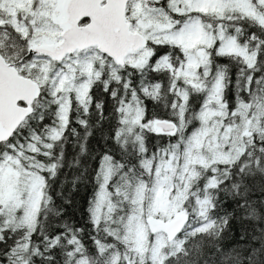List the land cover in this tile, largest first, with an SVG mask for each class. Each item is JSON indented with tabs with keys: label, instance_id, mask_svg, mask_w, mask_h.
<instances>
[{
	"label": "snow or ice",
	"instance_id": "1",
	"mask_svg": "<svg viewBox=\"0 0 264 264\" xmlns=\"http://www.w3.org/2000/svg\"><path fill=\"white\" fill-rule=\"evenodd\" d=\"M0 264H264V0H0Z\"/></svg>",
	"mask_w": 264,
	"mask_h": 264
},
{
	"label": "trees",
	"instance_id": "2",
	"mask_svg": "<svg viewBox=\"0 0 264 264\" xmlns=\"http://www.w3.org/2000/svg\"><path fill=\"white\" fill-rule=\"evenodd\" d=\"M96 94L100 97V99L105 98L104 95L99 92H97ZM109 110H110V105L106 107V112ZM154 114H162V112L160 109L154 108L152 105H149L148 116L151 117ZM92 119H94V117H92ZM73 126H76V125H73ZM76 127H78V130H80L81 132L83 131L82 129L79 128V126H76ZM159 142H160L159 138L155 136H151L149 140L150 145H153ZM91 144L96 149V152L100 151V147L103 144V141L99 139L98 133L96 136H94L91 139ZM67 153L69 157H71L74 154V144L71 142V138H70V142L67 145ZM81 159L85 163H87L89 169H94L98 165L97 160L89 159L88 157H82ZM72 171H75V169H73ZM69 175L71 176V172L69 173ZM70 188H71V184L67 185V187L65 188V193H64L65 196L71 199V204H64L65 220L67 222L73 223L74 225L78 227L84 228L85 243L89 246V248H92L93 244L88 235V233L91 232V228L87 223L88 217L85 213L87 201L91 197L92 192H93L92 185L88 184L87 186H85L84 184H80L78 187V190L74 192H70L69 191Z\"/></svg>",
	"mask_w": 264,
	"mask_h": 264
}]
</instances>
